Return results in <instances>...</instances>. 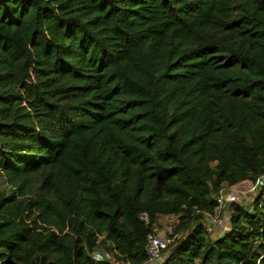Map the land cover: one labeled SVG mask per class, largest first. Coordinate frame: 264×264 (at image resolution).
Returning a JSON list of instances; mask_svg holds the SVG:
<instances>
[{
  "label": "trees",
  "instance_id": "trees-1",
  "mask_svg": "<svg viewBox=\"0 0 264 264\" xmlns=\"http://www.w3.org/2000/svg\"><path fill=\"white\" fill-rule=\"evenodd\" d=\"M159 216V264H264V0H0V264H146Z\"/></svg>",
  "mask_w": 264,
  "mask_h": 264
},
{
  "label": "rangeland",
  "instance_id": "rangeland-1",
  "mask_svg": "<svg viewBox=\"0 0 264 264\" xmlns=\"http://www.w3.org/2000/svg\"><path fill=\"white\" fill-rule=\"evenodd\" d=\"M226 191H231L234 193V202L238 203L240 205H244V207L247 210H250V205L255 197L256 194V189L251 188V183L249 182H244L240 185L235 186L234 188L231 189H225ZM233 202V201H232ZM230 203V204H229ZM226 203V204H221V208L219 210V217L216 216H208L204 215L203 216V223L206 227V229L210 233L211 238H215L221 234L225 229L228 228V220L227 217L231 211V202ZM220 218V219H219ZM175 221L173 218L170 216H159L157 221H156V227H155V234L160 236L164 242L167 241V234L171 231ZM162 255L160 252H158V256L152 260L149 264H159L161 260Z\"/></svg>",
  "mask_w": 264,
  "mask_h": 264
},
{
  "label": "built area",
  "instance_id": "built-area-1",
  "mask_svg": "<svg viewBox=\"0 0 264 264\" xmlns=\"http://www.w3.org/2000/svg\"><path fill=\"white\" fill-rule=\"evenodd\" d=\"M257 182L258 179H256L251 184L252 189L255 188ZM232 201H234V193H232L230 190L219 191V195H218L219 206H221V204H226ZM141 218L144 219L145 217L142 215ZM165 243L166 242H164V240L155 233H150L147 235V252L149 257L146 264H149L152 260H154L158 256V252H160V250L164 248Z\"/></svg>",
  "mask_w": 264,
  "mask_h": 264
}]
</instances>
